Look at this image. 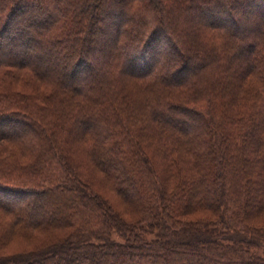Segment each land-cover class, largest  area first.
I'll list each match as a JSON object with an SVG mask.
<instances>
[{"label":"trees","instance_id":"16d2710c","mask_svg":"<svg viewBox=\"0 0 264 264\" xmlns=\"http://www.w3.org/2000/svg\"><path fill=\"white\" fill-rule=\"evenodd\" d=\"M34 36L61 78L24 60ZM4 140L0 264H264V0H0Z\"/></svg>","mask_w":264,"mask_h":264},{"label":"rangeland","instance_id":"374dc122","mask_svg":"<svg viewBox=\"0 0 264 264\" xmlns=\"http://www.w3.org/2000/svg\"><path fill=\"white\" fill-rule=\"evenodd\" d=\"M44 8L53 13L54 15H56V11L54 12V9L47 4H44ZM57 10V9H56ZM176 12L179 14L180 17H183V15L181 14V10L179 8H176ZM256 15V14H255ZM22 16V20L27 21L26 18L28 15L24 14L21 15ZM255 18L258 16H254ZM196 21L204 26H207L208 24L203 21L201 18L197 17L195 18ZM189 20V18H187V16H184V21ZM177 23L180 25H184L182 24V21L180 18H178ZM100 25L102 26V23L100 22ZM175 26V25H174ZM227 29H231V27L229 25H226ZM175 31V30H174ZM243 32V31H240ZM239 32V34H240ZM244 33V32H243ZM14 34L13 30L8 32L6 37H12V35ZM101 31H96L95 35H96V40L95 43H99V41H101ZM180 36V34H179ZM117 37V36H116ZM115 37V41L113 43H111L112 45V50H116V44L115 42L117 41V38ZM181 37L183 39H185L186 42L189 41V35L188 32L186 33V37H183L181 35ZM46 40H43L42 37H37L34 36L32 39L28 40L26 42L27 47H25V53H24V60L27 61L29 64L36 66L40 71L45 70L46 72L49 73V77L53 80L55 78H61V74L63 72H66L67 70H69V65L68 66H64V64L62 63V52H60L58 49H50L48 47V43L45 42ZM110 45V46H111ZM20 52V51H19ZM170 52L168 51V49H164L161 53H159V57L166 56V54ZM11 54H14V52L12 53L10 51ZM103 59H98L97 63H101ZM41 61V62H40ZM21 69V73L22 76L21 77V81H17L16 85H12V87L15 90H20L23 93L27 94V93H32L35 91L34 88L31 87V85H28L27 83L24 82V80L30 78V77H34L35 75L32 74L30 71L20 68ZM82 73V72H81ZM35 78V77H34ZM31 79V78H30ZM50 79V80H51ZM51 80V82H52ZM54 81V80H53ZM52 84V83H51ZM52 85L48 86L46 82H40V85L37 87V92L38 93H43V92H47L51 89ZM129 87V86H128ZM134 89V88H133ZM141 97V96H140ZM142 99V97H141ZM147 115V114H146ZM146 119H148V117L146 116ZM137 124V121H136ZM8 126V125H7ZM7 131H12V129L14 130V128H10L5 127ZM150 141L149 142H144L143 141V145H150V149H146L149 152V155L152 156L153 160L155 163L158 164V162L160 161V159L158 157H156V155L154 154V147L158 146V142H160L158 135L156 134V131L153 128V132L150 133ZM5 141V140H4ZM2 142L0 141V143H5L7 144V142ZM83 146V145H82ZM81 147V146H80ZM152 149V150H151ZM84 151V150H83ZM75 156L76 159L82 163H87L86 162V156H84V154L80 153L79 151L75 152ZM163 158V156H162ZM23 161V160H22ZM164 161V159H163ZM85 165L86 167L84 168L86 173L89 174V176L92 177V179L95 181V183L92 185L93 189L96 190L106 201H108V203L120 214L122 215V217L127 218L126 212L124 210V205L120 202H118L119 200H117L116 196L114 195V193H112L109 189L107 190V188L105 187V185L100 186L99 185V180L102 181L103 176L100 173H97L96 171H92L89 170V166ZM108 182V179H107ZM105 187V188H104ZM48 206V205H47ZM46 209L48 210V207H46ZM207 213V212H206ZM189 219H210L212 217H206V215H204V213L202 212V210H200V212H195L193 214H190L187 216ZM264 219V218H263ZM33 235V234H31ZM42 235L36 236L35 234V239L36 240H42ZM34 249V244H30V243H25L24 241H22L21 239H16V240H10L9 242H7L6 246L3 247V249L1 250L2 254H12V253H19V252H23V251H28V250H33ZM259 254L264 255V245L262 247L259 248V250L257 251Z\"/></svg>","mask_w":264,"mask_h":264}]
</instances>
